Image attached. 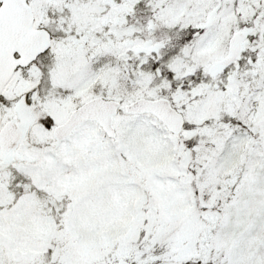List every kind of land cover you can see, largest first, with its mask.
<instances>
[{"label": "snow or ice", "instance_id": "6c2138e0", "mask_svg": "<svg viewBox=\"0 0 264 264\" xmlns=\"http://www.w3.org/2000/svg\"><path fill=\"white\" fill-rule=\"evenodd\" d=\"M0 264H264V0H0Z\"/></svg>", "mask_w": 264, "mask_h": 264}]
</instances>
